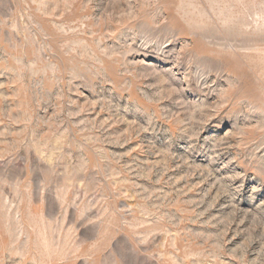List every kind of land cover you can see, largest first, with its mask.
<instances>
[{
    "label": "rangeland",
    "instance_id": "obj_1",
    "mask_svg": "<svg viewBox=\"0 0 264 264\" xmlns=\"http://www.w3.org/2000/svg\"><path fill=\"white\" fill-rule=\"evenodd\" d=\"M0 264H264V0H0Z\"/></svg>",
    "mask_w": 264,
    "mask_h": 264
}]
</instances>
